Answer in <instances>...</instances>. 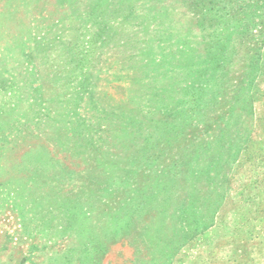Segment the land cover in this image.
Here are the masks:
<instances>
[{"label": "rangeland", "instance_id": "1", "mask_svg": "<svg viewBox=\"0 0 264 264\" xmlns=\"http://www.w3.org/2000/svg\"><path fill=\"white\" fill-rule=\"evenodd\" d=\"M0 264H264V0H0Z\"/></svg>", "mask_w": 264, "mask_h": 264}]
</instances>
